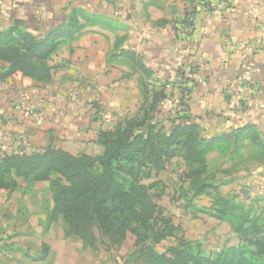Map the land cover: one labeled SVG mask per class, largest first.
Returning a JSON list of instances; mask_svg holds the SVG:
<instances>
[{
  "label": "trees",
  "instance_id": "trees-1",
  "mask_svg": "<svg viewBox=\"0 0 264 264\" xmlns=\"http://www.w3.org/2000/svg\"><path fill=\"white\" fill-rule=\"evenodd\" d=\"M59 20L44 34L33 33L22 21L0 29V92L19 72L52 84L64 66L54 62L60 47L77 42L88 27L114 33L127 30L107 15L79 7H72ZM180 24L182 29L189 28L190 14ZM125 40L115 41L113 56L116 59L119 52L120 63L129 67L125 78L138 75L142 101L136 113L98 132L97 143L102 147L98 155L73 154L53 144L39 151L5 153L0 156V192L16 190L20 179L49 182L53 207L47 229L62 220L66 237L92 247L97 245V232L107 246L121 245L132 234L131 264H264V208L259 211L244 200L224 195L208 158L218 151L231 161L242 160L243 150L252 146L264 161V140L256 126L204 136L201 124L188 111L192 90L187 84L194 82L198 66L190 65L188 72L179 67L181 95L175 102L168 89L176 81L157 77L140 53L122 47ZM175 160L185 167L180 178L188 186L189 201L200 196L212 200L210 209L195 207L194 215L205 213L229 223L238 244L207 252L201 241L186 239L183 225L166 214L160 201L167 183L160 174ZM168 239L176 244L158 252L156 246Z\"/></svg>",
  "mask_w": 264,
  "mask_h": 264
},
{
  "label": "crops",
  "instance_id": "crops-1",
  "mask_svg": "<svg viewBox=\"0 0 264 264\" xmlns=\"http://www.w3.org/2000/svg\"><path fill=\"white\" fill-rule=\"evenodd\" d=\"M204 1L0 0V29L8 28L15 21H22L33 33L44 34L55 26L59 19L66 16L72 7L107 15L116 21V25L127 29L116 32V41L126 37L122 47L140 53L146 64L153 67L157 77L176 81L174 86L168 89L169 93H173L175 102L181 95L180 78L176 77L179 67L188 72L190 65L198 66V72L193 74L194 82L187 84L192 90L188 111L194 121L201 124L204 136L212 137L251 124L256 126L264 140V42H261L259 30L260 17L264 18V0ZM188 14L193 26L182 29L180 22ZM90 29L93 30L85 35ZM104 30L101 27H88L77 42L71 46H61L54 58L55 63L64 65L58 72L62 71L68 60L85 56L83 74L97 79L101 86L105 78H109H100L107 59V38L101 33H108ZM125 43L130 46H125ZM230 44H234L235 49H230ZM110 59L121 65L119 52L116 53V59L113 54ZM118 64L116 63L117 66ZM119 68L117 70L120 75L130 72L126 64ZM135 76L137 80L130 82L134 89L127 90L126 84L122 83V87L116 88V92L122 99H135L139 106L142 94L138 75H133L132 78ZM99 85L98 88L101 89ZM45 86L48 85L25 77L20 72L14 75L0 92L2 94L5 91V103L0 105V121L3 118L6 120L3 123L10 134L13 125L23 122L31 124L35 118L21 110L24 104L34 109L44 108L47 118L31 124L35 140H42L44 143L50 141V144L55 141V136L64 137L66 134L64 142L72 143L64 144L66 147H58L73 153L72 151H77L72 146L75 145V139L84 141L91 138L90 125L93 120L86 118L91 106L86 100H78L67 109L65 105L53 101L52 95H46L43 100L39 95ZM82 89L85 95L90 92L87 85ZM130 92L136 93L134 98L129 96ZM220 117H223L224 121L219 122ZM97 135H93V139H96ZM4 140L11 149L0 152V156L17 151V148L14 149L17 143L11 136L4 134L1 141L4 143ZM219 154L218 151L211 152L208 158L212 171L223 174L224 183L241 192L255 181L263 186L264 162L259 169L261 172L251 173L254 170L252 171L248 164H241L243 161L239 158L231 161L226 157L233 165L222 171L218 169L217 163L212 162V158ZM247 196L248 194L244 195Z\"/></svg>",
  "mask_w": 264,
  "mask_h": 264
},
{
  "label": "rangeland",
  "instance_id": "rangeland-1",
  "mask_svg": "<svg viewBox=\"0 0 264 264\" xmlns=\"http://www.w3.org/2000/svg\"><path fill=\"white\" fill-rule=\"evenodd\" d=\"M92 30H88L85 35ZM105 30L108 35L103 32L101 34L107 38L105 43L107 59L104 72L100 78L104 76L109 78H105L101 86L97 79L83 74L86 57L81 56L77 60L65 62L64 70L62 69L65 73L57 72L53 83L45 86L44 91L39 95L43 100L46 95H52L54 96L53 101L65 105L67 109H70V105L78 100H86L87 104L91 106L86 117L93 120L90 125L91 138L84 141L78 139L76 141L75 139V145L72 146L77 151H72L74 154H100L102 147L97 143V138L93 139V135L95 137L100 130L112 128L119 118L133 116L138 109L139 102L136 103L135 99H129V97L122 99L116 92V88L122 87V83L126 84L127 90L133 88L130 82L136 79V76L131 77V79L125 78L124 74L120 75L117 69H120L119 67L123 64L120 65L116 60L110 59L114 52L116 33ZM125 46L130 45L125 43ZM123 79L126 80L123 81ZM84 85L90 88L88 95H85L82 89ZM98 85L101 89L98 88ZM135 94L130 92L129 96L134 98ZM4 95L5 91L0 93V105L5 103ZM21 110L28 116L35 117L31 124L47 118L44 108L34 109L24 104ZM78 116L76 115V117ZM5 121L4 118L0 121L2 124L0 127V152L11 149L5 140L4 143L1 141L2 138L4 139V134L14 139L13 141L17 143L14 149L17 148L16 150L20 151H39L49 145L50 141L44 143L42 140H35L31 124L17 123L13 125V131L9 134V129L3 123ZM7 126L9 127V125ZM65 136L66 134L64 137L55 136V143L51 142L50 144L55 147H66L64 144L70 145L72 142H64L66 141ZM243 153L241 160L243 163L241 162V164H248L249 168L254 170L251 173L261 172L259 169L264 161L260 158L259 152L248 147ZM212 162L217 163L218 169L222 171H226V167L231 168L233 165L231 161L226 160V157L220 154L212 158ZM183 171L182 162L175 160L167 171L160 174L167 183L166 194L160 201L166 214L171 216L176 224L183 225L186 239L193 242L201 241L207 252L238 244V236L229 223L221 222L205 213L194 215L195 207L210 209L212 200L210 197L200 196L190 202L188 198L190 195L185 194L188 186L180 178ZM218 174L224 195L235 196L237 200H244L247 205L252 204L259 211L264 208V184L263 186L258 185L256 181L248 186L244 185L245 183L242 184V186L250 189L246 200L240 190L224 183L222 173ZM19 181L20 184L16 190L0 192V264H131L128 262V257L134 250L135 239L132 234H129L121 245L107 246L97 232L98 242L96 246L92 247L85 245L76 237H66L62 220L50 224L47 229V216L53 207L52 193L49 189L50 183H29L24 179ZM188 203H192L193 206H189ZM174 244H176L175 239H168L157 245L156 249L161 253Z\"/></svg>",
  "mask_w": 264,
  "mask_h": 264
},
{
  "label": "built area",
  "instance_id": "built-area-1",
  "mask_svg": "<svg viewBox=\"0 0 264 264\" xmlns=\"http://www.w3.org/2000/svg\"><path fill=\"white\" fill-rule=\"evenodd\" d=\"M197 1L200 2V3L202 1L205 2L204 0H197ZM192 26H193V21H192V24H191V26L189 28H192ZM259 30L261 32V42H264V18H261V17H260V22H259ZM229 48L230 49H235V45L234 44H230Z\"/></svg>",
  "mask_w": 264,
  "mask_h": 264
},
{
  "label": "water",
  "instance_id": "water-1",
  "mask_svg": "<svg viewBox=\"0 0 264 264\" xmlns=\"http://www.w3.org/2000/svg\"><path fill=\"white\" fill-rule=\"evenodd\" d=\"M222 121H224V118L220 117L219 122H222ZM242 192L244 193V195H247L249 193V190L248 189H242Z\"/></svg>",
  "mask_w": 264,
  "mask_h": 264
}]
</instances>
